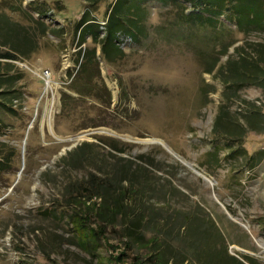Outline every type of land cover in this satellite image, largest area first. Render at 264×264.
I'll use <instances>...</instances> for the list:
<instances>
[{
    "label": "rangeland",
    "instance_id": "374dc122",
    "mask_svg": "<svg viewBox=\"0 0 264 264\" xmlns=\"http://www.w3.org/2000/svg\"><path fill=\"white\" fill-rule=\"evenodd\" d=\"M115 1L0 0V14L38 39L35 53L13 62L21 78L15 111L0 106V264H138L155 254L137 245L144 234L162 238L160 250L172 261L186 254L188 264H211L210 252L222 251L264 264V131L251 130L263 128L264 87L238 86L229 69L242 54L264 58V30L245 33L227 13L215 27L187 24L191 5L142 0L144 32L120 34L122 54L110 62L93 39L81 44L79 30L88 17L105 38ZM123 37L130 38L127 45ZM95 46L100 76L95 65L77 91L73 81L84 53ZM221 111L233 126L249 130L242 148L215 134ZM86 145L95 159L76 168L60 164ZM212 152L218 162L208 157ZM124 165L143 172L135 183L147 186L145 208H131L96 238L90 233L105 227L97 215L104 208H76L68 190L93 173L127 187L131 181L119 180ZM96 202L102 200L91 206ZM190 220V243L206 257L175 255L186 250L182 228ZM206 220L222 240L199 231ZM119 254H125L121 260Z\"/></svg>",
    "mask_w": 264,
    "mask_h": 264
},
{
    "label": "trees",
    "instance_id": "16d2710c",
    "mask_svg": "<svg viewBox=\"0 0 264 264\" xmlns=\"http://www.w3.org/2000/svg\"><path fill=\"white\" fill-rule=\"evenodd\" d=\"M84 1L92 5L96 2V0ZM161 1L165 4L174 6L179 5V7H182V4L184 3L191 5L194 9V12H185L184 15V21L187 24L199 23L203 26L212 24L213 27H215L219 23V17L227 13L229 16L228 18L231 21L237 23V25L240 26L241 30L245 33L250 31L264 30V0ZM22 2L23 0H21V4ZM142 4V0H116L111 7L108 17V33L103 39H100L101 35L99 25L90 23L93 20H90L86 16L87 18H85L81 24V27H83L81 30H79L81 44L86 43L87 38H91L93 39L95 45H101L102 58L110 62L118 59L120 56L119 54H122V50L116 44L119 35L130 33L132 36H135L144 32L145 28L142 27V25L144 22L143 15L145 13V8ZM197 10H199V12L196 13L195 11ZM37 40V38L32 39L25 32L22 25L13 21L6 14H0V106H3L11 112L15 111V101L19 98L17 96L18 92L16 83L21 79L17 77V74H15L16 66L13 62L20 61L21 59H27L30 57V54L35 53L38 49ZM95 65L98 70V75L100 76L101 68L100 61L97 57L96 46L88 55L87 52L84 53L83 62L81 63L78 73V79L73 81V87H75L74 85L76 84V87L74 88L75 90L78 91V85L82 84L81 81L85 80L86 83V81L90 78ZM229 69L231 76L234 78L238 86L241 85V87H247L258 85V87H264V58H260L259 61L253 59L252 57L248 58L246 55L243 56L242 54L237 59H233L231 62H229ZM207 73H212V70L207 71ZM104 86L105 88L103 91L109 96L110 100L111 93L108 90L106 84H104ZM82 88L87 89V92L92 91V87L84 83ZM258 110L259 114L257 112L254 113L256 117H260L262 114L260 109ZM227 117L228 115H225V112L221 111V115L219 116L218 123L216 125L217 127L215 128V134L220 137L223 136V138L228 141V143H234L238 141L240 148H242V140L249 130L245 128L243 130L238 129L232 125ZM262 118L263 124L260 128H263L260 130L257 128L258 126L254 125V127L251 126V130L258 132L264 131V116H262ZM252 119L253 118H251V121ZM87 147L89 146H80L74 149V151L69 152L62 158V163L60 164L64 165L65 167L68 166L76 168L91 159H95L96 157L90 153V150H88ZM238 151L239 150L235 149L231 153L232 155H235ZM245 151L246 150L244 149L242 152L246 153ZM208 157H212L214 161L218 162V157L215 153L212 152ZM128 172H133L134 178H129V176L126 175ZM140 173L142 174L143 172L141 170H133L132 167L124 165L120 170L121 177L119 180L123 179L131 181V185L127 187L118 188V186L116 187L115 185V180L104 179L93 173L91 174V178H89L87 181L80 182L79 184H76V186L69 188L68 194L70 195L73 203L75 202L76 208L77 206H82V204L86 206L88 205V208L93 209L104 208V211L97 213V215L101 217L102 222L105 223V227L100 226V231H98V229L92 228L90 235L97 238L101 233H104L108 226L113 224L112 221H114L117 217L127 216L131 208H136L137 206L139 208H145L143 207V205H145L143 199L147 193V186H143L142 184L137 185L135 183L137 180L136 176ZM94 199H101L102 202H96L92 207L91 201ZM86 219L89 220L88 217ZM192 222V220L186 221L182 228L183 239L181 243H184L182 246L186 247V250L183 248L182 252L180 250L175 255H180L181 253L186 252L187 254H194L200 258L203 256L206 257V250L204 248H195L194 244L190 243V239L193 238L191 232L195 230V227L193 228L191 225ZM195 223H198V221H195ZM207 225L208 228L204 227ZM199 226V231L201 230V227L205 228H202L204 233L208 232L211 239L214 236H216L219 240L223 239V234L216 228L211 220H206L205 224H201ZM211 228L214 229L213 236L211 234ZM85 232L88 231L86 230ZM136 243L137 245L147 246L155 250V254L149 256L146 261L137 259V262H139L138 264H188L190 261L189 258L186 259V254H182L181 261L170 260L167 252L160 250L162 244L165 243V241H162V238L160 237H150L148 239L144 234L136 239ZM205 245L208 244L205 243ZM124 255L125 254H119L117 260H121ZM210 255L208 261L211 262V264H245L244 262H240L239 260L228 256L222 251L210 252ZM205 260H207V258ZM204 264L210 263L205 262Z\"/></svg>",
    "mask_w": 264,
    "mask_h": 264
},
{
    "label": "built area",
    "instance_id": "2783aa9c",
    "mask_svg": "<svg viewBox=\"0 0 264 264\" xmlns=\"http://www.w3.org/2000/svg\"><path fill=\"white\" fill-rule=\"evenodd\" d=\"M130 38H125V37H123L121 40V42H123V44L124 45H127L128 43H129V40ZM44 78L46 79V81H47V83L48 84H50V82H51V73L49 72V71H46L45 73H44Z\"/></svg>",
    "mask_w": 264,
    "mask_h": 264
},
{
    "label": "water",
    "instance_id": "95a60500",
    "mask_svg": "<svg viewBox=\"0 0 264 264\" xmlns=\"http://www.w3.org/2000/svg\"><path fill=\"white\" fill-rule=\"evenodd\" d=\"M164 146L168 149V151L174 153V155H176L180 160H183L182 157L178 156L175 152H173V150H172L167 144H165ZM185 163H186V165L189 166L190 168L196 170L193 164H191V163H189V162H185ZM204 179L207 180V181H209L208 178H206V177H204ZM210 182H211V181H210Z\"/></svg>",
    "mask_w": 264,
    "mask_h": 264
},
{
    "label": "bare ground",
    "instance_id": "6f19581e",
    "mask_svg": "<svg viewBox=\"0 0 264 264\" xmlns=\"http://www.w3.org/2000/svg\"><path fill=\"white\" fill-rule=\"evenodd\" d=\"M50 84H48V86H49Z\"/></svg>",
    "mask_w": 264,
    "mask_h": 264
}]
</instances>
